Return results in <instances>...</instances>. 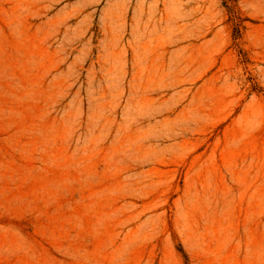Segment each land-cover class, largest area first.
Returning <instances> with one entry per match:
<instances>
[{
  "label": "rangeland",
  "instance_id": "374dc122",
  "mask_svg": "<svg viewBox=\"0 0 264 264\" xmlns=\"http://www.w3.org/2000/svg\"><path fill=\"white\" fill-rule=\"evenodd\" d=\"M0 264H264V0H0Z\"/></svg>",
  "mask_w": 264,
  "mask_h": 264
}]
</instances>
